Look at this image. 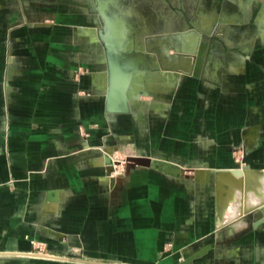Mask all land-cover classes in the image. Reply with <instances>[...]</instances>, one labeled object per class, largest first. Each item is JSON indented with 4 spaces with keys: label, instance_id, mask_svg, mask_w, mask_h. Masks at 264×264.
<instances>
[{
    "label": "crops",
    "instance_id": "crops-1",
    "mask_svg": "<svg viewBox=\"0 0 264 264\" xmlns=\"http://www.w3.org/2000/svg\"><path fill=\"white\" fill-rule=\"evenodd\" d=\"M199 7L192 71L128 102L97 28L0 9V264H264V224L236 240L264 213V0ZM110 150L182 171L115 178Z\"/></svg>",
    "mask_w": 264,
    "mask_h": 264
},
{
    "label": "rangeland",
    "instance_id": "rangeland-1",
    "mask_svg": "<svg viewBox=\"0 0 264 264\" xmlns=\"http://www.w3.org/2000/svg\"><path fill=\"white\" fill-rule=\"evenodd\" d=\"M44 2L61 5L63 8L61 9L62 14L58 15L55 19L54 16L51 17L52 14L47 13V15L42 12L31 13L32 21L38 22L39 20L44 21L46 19L56 23L74 25L76 26L75 30L81 29L82 26H87L82 27L81 30L93 31L96 41H98L97 28L101 39L105 38L111 44L117 43L116 48L111 47L110 49L116 55H114L115 59H111L110 75H114V70H118V74L121 73L123 77L126 74L128 78L126 81L124 80L125 84L123 83L122 91L117 90L114 93L112 86L113 78H110L109 87L111 88L110 92L113 91V95L121 91L127 102L130 99L138 98L140 94L149 91L156 85L167 83L168 75L164 72L166 68L172 67L176 69L175 72L178 71L177 69L184 72L192 71V64L191 61L189 62L190 58L188 54L196 51V46L201 38L199 33L192 31L196 27V16L193 13L195 9H201L199 7L201 0H0V6L13 3V5L18 7L26 3L43 4ZM70 7L73 9H70ZM84 9H87L88 12H85ZM15 10L21 11L22 9ZM24 11L26 12V9ZM210 23V20L207 18L201 21V16L197 19V25L206 29ZM169 29H173V38L161 36L165 35ZM186 31L188 32L184 34ZM151 34L157 37L152 38ZM190 35H192V39H195L192 42L191 48H187L185 39ZM150 38H152V42L146 50L139 47L140 42L144 43L146 41L148 44ZM172 44L174 45L173 48H177V52H175L173 58L164 59L165 65L163 66L158 65L155 61H153L154 64H150V54L154 59L156 57V54H154L155 48L159 47L158 49H163L162 55L164 57L168 52L166 47ZM142 54H146V56ZM139 56L142 59L137 62L136 60ZM125 57L129 58L125 59ZM130 61L133 63L131 64ZM153 65L157 66V68L153 69L151 67ZM137 70L146 73L147 76L144 79L146 83L143 87L141 86L142 88L138 92L131 95V91H137L136 88L140 86L134 84V76H136ZM150 83L151 86H148ZM108 155L112 158L114 171H132L137 167H142L136 162L146 165L151 163V158L139 155L124 157L120 153V157H116L112 154L111 150ZM104 163L106 164L105 159ZM171 168L182 171L177 166ZM113 176L115 178L119 177V175ZM255 212L252 211L246 215L248 225L251 220L250 218L254 217Z\"/></svg>",
    "mask_w": 264,
    "mask_h": 264
},
{
    "label": "water",
    "instance_id": "water-1",
    "mask_svg": "<svg viewBox=\"0 0 264 264\" xmlns=\"http://www.w3.org/2000/svg\"><path fill=\"white\" fill-rule=\"evenodd\" d=\"M175 52H177V48H173ZM106 166H107V172L109 176H112L113 172H114V167H113V161L112 158L109 155H106ZM131 160V159H130ZM129 160V161H130ZM139 166H148V167H157L161 170H166V167L171 168L176 166L174 163L168 162V161H164L161 159H151V163L149 165L146 164H142V163H138L136 162ZM196 171H200V170H196ZM254 217L255 220H253L252 222L249 223V225L247 227H245V229L242 231V233L236 238V240L240 239L243 235H245L246 233L255 230L257 228H259L262 224H264V213L262 211H256L254 213ZM200 255H202V253H198L190 258H187L186 261L182 264H192L194 259H197L198 257H200Z\"/></svg>",
    "mask_w": 264,
    "mask_h": 264
},
{
    "label": "bare ground",
    "instance_id": "bare-ground-1",
    "mask_svg": "<svg viewBox=\"0 0 264 264\" xmlns=\"http://www.w3.org/2000/svg\"><path fill=\"white\" fill-rule=\"evenodd\" d=\"M208 21V20H207ZM206 25V24H205ZM193 34V33H192ZM195 39V38H194ZM194 39H192V35H190L189 37H187L185 40L187 41V43L189 44L188 46L190 47L191 45H192V42H194ZM191 48V47H190ZM143 56H146V54H142ZM134 58V57H133ZM137 58V57H136ZM142 58H141V56H139L138 58H137V62H138V60H141ZM133 60V59H132ZM133 61H135V60H133ZM130 63L132 64L133 62L132 61H130ZM130 64V65H131ZM177 64V63H176ZM118 70H114V72H113V90H114V93L117 91V90H121L122 91V87H123V85L125 84V81L127 80V76H126V74H124L125 75V77H123L122 76V74L120 73V74H118V72H117ZM135 75L136 76H134V84H136V86H139V87H137L136 89H137V91L136 90H132L131 91V95H134L136 92H138L142 87H143V85H145V83L146 82H144V81H146V80H144L145 79V77L147 76L146 75V73L145 72H143V71H141V70H138L136 73H135ZM153 78V77H152ZM123 79V80H122ZM154 79V78H153ZM125 80V81H124ZM150 82V81H149ZM124 83V84H123ZM142 86V87H141ZM148 86H151V83L148 85ZM121 91H120V93H116V94H114V95H116V96H118V95H120L121 96ZM123 101V100H122ZM114 102V101H113ZM112 102V103H113ZM120 103H123L122 104V106H126V102L124 101V102H120ZM115 106V105H114ZM112 181H115V180H112Z\"/></svg>",
    "mask_w": 264,
    "mask_h": 264
},
{
    "label": "flooded vegetation",
    "instance_id": "flooded-vegetation-1",
    "mask_svg": "<svg viewBox=\"0 0 264 264\" xmlns=\"http://www.w3.org/2000/svg\"><path fill=\"white\" fill-rule=\"evenodd\" d=\"M0 9H26V12L29 13L31 15V13H37V12H42V13H45V14H52L51 17L54 16V18L56 19L58 17V15H61L62 11L61 9L62 6L59 5V4H56V3H53V4H49V3H26L25 5L23 6H16V5H13V3H9L8 5H1L0 6ZM70 9H73L72 7H70ZM47 14V15H48Z\"/></svg>",
    "mask_w": 264,
    "mask_h": 264
}]
</instances>
